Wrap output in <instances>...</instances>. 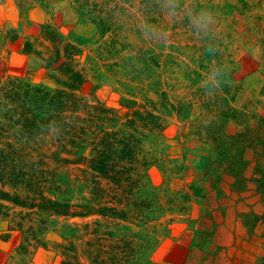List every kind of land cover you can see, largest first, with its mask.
I'll return each instance as SVG.
<instances>
[{
	"label": "rangeland",
	"instance_id": "374dc122",
	"mask_svg": "<svg viewBox=\"0 0 264 264\" xmlns=\"http://www.w3.org/2000/svg\"><path fill=\"white\" fill-rule=\"evenodd\" d=\"M193 6L211 14L207 34L185 16L160 42L141 30L145 20L161 24L157 0H0V79L60 87L65 75L42 57L73 43L85 75L76 92L88 104L67 118L70 111L44 106L38 120L62 122L39 120L28 133L29 115L0 101V146L12 142L18 166L33 163L34 176L56 171L45 175L54 188L45 192L70 201V211L105 203L125 211L57 214L3 201L0 264H98L89 261L86 232L99 264H264V0ZM94 105L111 110L94 118L96 135L113 129L133 145L129 179L119 184L84 166L94 154L89 130L71 143L61 130L89 124ZM12 191L24 189L15 183Z\"/></svg>",
	"mask_w": 264,
	"mask_h": 264
},
{
	"label": "trees",
	"instance_id": "16d2710c",
	"mask_svg": "<svg viewBox=\"0 0 264 264\" xmlns=\"http://www.w3.org/2000/svg\"><path fill=\"white\" fill-rule=\"evenodd\" d=\"M51 39L54 40L55 38L51 37ZM58 42H60V40H57V43ZM24 46V51H31L32 47L30 46L29 41H25ZM67 47L71 48V50H67ZM63 48L62 46L54 45V52L46 57H42L46 61V67L57 69L61 74L65 75L66 78L62 81V86L60 87L48 88L41 84H20V81L14 82V79L12 78L5 80L0 79L1 104L4 105L5 110L14 111V103H16V106L21 107L22 114H24L25 111L26 115H29L25 116L23 125L24 128L28 129V133H31L32 131L35 132L38 127L35 129L34 127L36 124L38 125L39 120H41V122L44 124H57V120L62 122V119H57L56 115L46 117L40 116L38 120L37 116L39 113L44 112V106H47L46 112L49 110H52V112L53 110H57L58 114H60L66 110L70 111L64 115L65 118H67L69 116H76L75 114L81 103L88 105L84 98L76 92L85 80V75L83 72L79 69H76L73 63V55L75 53L74 51L77 50V46L73 43H65ZM34 51L40 53V50L38 49H34ZM92 108L95 114L90 113L85 119L90 120L89 124L84 125L82 123L79 126L76 122L75 124H72L71 129H67V131L65 126L61 124L63 125L61 127L62 133H69L71 136L69 142L71 143L74 139L76 140L78 138L79 140L78 136L85 134L84 132L89 130V133H92L94 137L93 140L90 141V149L94 151V154L87 158H85L84 154H79L78 159L85 158L83 161L84 166L91 172V174L95 173L93 176L100 174L101 176H104L107 179L119 184L121 183V178L124 177L129 179L128 172L131 167L126 162L133 161V145L129 139L126 140L124 137L118 139L116 137L117 132L113 129L106 130L105 128H102L100 129V135L97 136L94 128L95 125L93 124L94 118L96 117L102 122L103 118L108 116L107 113H111V110L106 107L99 108L97 105H94ZM37 110L40 111L37 112ZM101 113L104 114L101 115ZM132 120L133 119H129V121L133 122ZM83 143L86 144V139H81L77 145L81 147ZM5 145L7 148L5 146H0V212L3 208L2 202L10 201L21 205H26L29 208H38V211H49L51 213L57 214H68L71 212L72 214L85 216L86 214L95 211L101 215L115 216L116 218L124 216L125 211L123 207L122 209L118 210L114 204L107 203L101 205L95 210L91 207L87 208L88 205L86 204L82 205V211H70V201L63 200L45 192L47 190L54 189H46L49 188V186H46L47 181L45 180V175L52 177L56 171L52 170V172L50 169H45L44 172L40 171V173L34 176V164L32 163L31 166L22 169L21 166H18V155L17 157H14L12 142L9 141ZM74 152H78V150L73 149L72 153ZM50 154L55 155V151L51 152ZM55 181L52 183H55ZM15 183L20 184V187H22L24 191L13 192L12 188H14ZM7 184L10 186V188L6 187ZM99 188L96 187L97 190H99ZM131 188L132 183L130 182L128 184V189ZM101 189L103 188L101 187ZM84 225L86 227L87 223H84ZM34 228H36V226ZM86 233L88 235L86 242L91 243L90 247H88L91 254L89 261L99 264V255L93 251L94 243L92 239L94 237L93 235H90V232ZM57 244H61L64 250H71L73 249L75 243ZM73 254L75 255V251ZM111 259H114V257ZM64 263L72 264L69 260Z\"/></svg>",
	"mask_w": 264,
	"mask_h": 264
},
{
	"label": "clouds",
	"instance_id": "9594fccd",
	"mask_svg": "<svg viewBox=\"0 0 264 264\" xmlns=\"http://www.w3.org/2000/svg\"><path fill=\"white\" fill-rule=\"evenodd\" d=\"M159 10L162 14V22L160 25H151L144 21L142 32L145 39L167 42L170 32L168 25L182 20L187 16L190 25L195 29L196 34H207L209 26L212 24L211 14L201 10L197 12L193 6L194 0H157ZM216 70L209 76L212 83H216Z\"/></svg>",
	"mask_w": 264,
	"mask_h": 264
}]
</instances>
